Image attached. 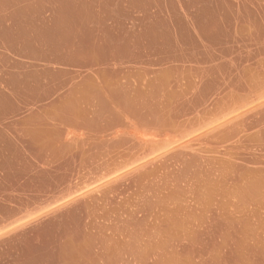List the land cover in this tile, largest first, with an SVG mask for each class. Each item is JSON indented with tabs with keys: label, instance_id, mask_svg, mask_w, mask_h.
<instances>
[{
	"label": "rangeland",
	"instance_id": "rangeland-1",
	"mask_svg": "<svg viewBox=\"0 0 264 264\" xmlns=\"http://www.w3.org/2000/svg\"><path fill=\"white\" fill-rule=\"evenodd\" d=\"M88 5L134 13L136 59L102 66L110 105L33 146L0 133V264H264V0H0V18Z\"/></svg>",
	"mask_w": 264,
	"mask_h": 264
},
{
	"label": "crops",
	"instance_id": "crops-1",
	"mask_svg": "<svg viewBox=\"0 0 264 264\" xmlns=\"http://www.w3.org/2000/svg\"><path fill=\"white\" fill-rule=\"evenodd\" d=\"M88 9L68 12L61 25L48 13L0 18V133L14 134L18 147L33 146L36 135L45 132L39 126L69 122L67 110L77 115L110 105L102 66L114 62L128 72L134 63L139 48L134 13L116 17L125 22L114 24V17L92 5ZM9 124L17 125L15 132Z\"/></svg>",
	"mask_w": 264,
	"mask_h": 264
}]
</instances>
